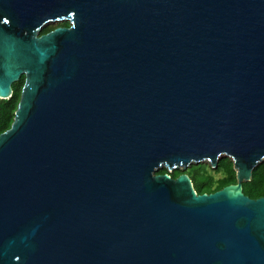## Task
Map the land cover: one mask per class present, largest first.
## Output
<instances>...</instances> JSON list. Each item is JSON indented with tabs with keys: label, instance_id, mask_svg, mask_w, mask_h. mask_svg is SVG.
I'll return each mask as SVG.
<instances>
[{
	"label": "water",
	"instance_id": "obj_1",
	"mask_svg": "<svg viewBox=\"0 0 264 264\" xmlns=\"http://www.w3.org/2000/svg\"><path fill=\"white\" fill-rule=\"evenodd\" d=\"M20 76L0 264H264V0H0V99ZM219 156L213 193L156 174Z\"/></svg>",
	"mask_w": 264,
	"mask_h": 264
},
{
	"label": "trees",
	"instance_id": "obj_2",
	"mask_svg": "<svg viewBox=\"0 0 264 264\" xmlns=\"http://www.w3.org/2000/svg\"><path fill=\"white\" fill-rule=\"evenodd\" d=\"M56 26L43 28L39 35L45 34ZM23 77L11 85V95L7 99H0V133L7 130L13 118V112L18 102ZM185 174L196 194H209L235 182V172L232 169V162L229 158L221 156L218 158L214 169L204 163L191 165L186 170H172L167 173L164 168L156 171V174H167L175 178L179 174ZM241 192L248 198H259L264 196V161L258 163L251 171L249 181L241 183Z\"/></svg>",
	"mask_w": 264,
	"mask_h": 264
},
{
	"label": "flooded vegetation",
	"instance_id": "obj_3",
	"mask_svg": "<svg viewBox=\"0 0 264 264\" xmlns=\"http://www.w3.org/2000/svg\"><path fill=\"white\" fill-rule=\"evenodd\" d=\"M51 26H56L55 28H58V27L67 28V27H68V22L65 21V20L49 22V23H46L45 25H43V26L40 28V30L43 29V28L51 27ZM55 28H54V29H55ZM40 30L38 31V35H39ZM52 30H53V29H52ZM52 30H50V31H52ZM50 31H49V32H50ZM46 33H48V32H46ZM46 33H45V34H46ZM42 35H44V34H42ZM19 78H20V77H19Z\"/></svg>",
	"mask_w": 264,
	"mask_h": 264
},
{
	"label": "rangeland",
	"instance_id": "obj_4",
	"mask_svg": "<svg viewBox=\"0 0 264 264\" xmlns=\"http://www.w3.org/2000/svg\"><path fill=\"white\" fill-rule=\"evenodd\" d=\"M219 157H221V156H219ZM204 164H206V165H208L206 162H203Z\"/></svg>",
	"mask_w": 264,
	"mask_h": 264
}]
</instances>
